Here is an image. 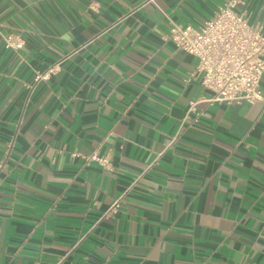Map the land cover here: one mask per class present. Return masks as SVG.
Listing matches in <instances>:
<instances>
[{"label": "crops", "instance_id": "0c3cea01", "mask_svg": "<svg viewBox=\"0 0 264 264\" xmlns=\"http://www.w3.org/2000/svg\"><path fill=\"white\" fill-rule=\"evenodd\" d=\"M226 1L0 0V264H264V103L167 38Z\"/></svg>", "mask_w": 264, "mask_h": 264}, {"label": "built area", "instance_id": "2783aa9c", "mask_svg": "<svg viewBox=\"0 0 264 264\" xmlns=\"http://www.w3.org/2000/svg\"><path fill=\"white\" fill-rule=\"evenodd\" d=\"M239 3H242L241 0H227L198 27L181 25L166 17L168 40L175 48L197 60L195 75L200 85L209 92L202 99L207 103H264V30L260 25L248 23L244 13L236 10ZM23 43L17 34L4 36V47L7 49L18 50ZM46 75H38L35 80ZM194 104H189L188 111L193 110ZM83 158L86 162L95 161L104 168L109 166L107 158H101L96 153ZM117 203L110 210L116 208Z\"/></svg>", "mask_w": 264, "mask_h": 264}]
</instances>
